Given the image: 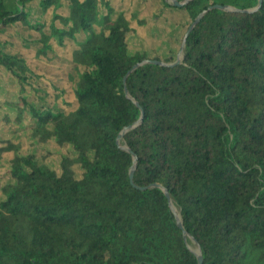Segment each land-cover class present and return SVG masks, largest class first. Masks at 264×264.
<instances>
[{
  "label": "trees",
  "instance_id": "trees-1",
  "mask_svg": "<svg viewBox=\"0 0 264 264\" xmlns=\"http://www.w3.org/2000/svg\"><path fill=\"white\" fill-rule=\"evenodd\" d=\"M160 2L186 32L211 6L237 11H208L182 62L142 65L126 94L136 64L177 58L130 52L145 18L116 15L110 0H0V38L15 34L37 55L71 49L73 100L61 90L49 104L24 95L39 75L0 40V68L20 91L7 102L13 121L30 116L40 143L74 153L58 173L15 150L14 183L0 203V264H199L155 184L168 190L203 264H264V0ZM127 127L120 144L137 157L134 185L133 155L117 143Z\"/></svg>",
  "mask_w": 264,
  "mask_h": 264
},
{
  "label": "rangeland",
  "instance_id": "rangeland-1",
  "mask_svg": "<svg viewBox=\"0 0 264 264\" xmlns=\"http://www.w3.org/2000/svg\"><path fill=\"white\" fill-rule=\"evenodd\" d=\"M110 2L117 10L116 15L125 10L129 18L141 6L139 1L135 4V0H110ZM143 8L145 10L138 9V16L146 18L149 24L144 27L145 29H138L137 33L129 36L130 52L146 51L150 57H153L156 53L163 58L177 57L180 52L181 40L186 32V28L176 24L180 15H174L177 12L175 10H165L163 13L162 3L153 6L151 0L145 2ZM178 12L181 15L183 14L182 11ZM161 14L163 15L161 16ZM168 17H173L175 20L168 21ZM51 18L52 15L48 14L44 19L50 20ZM23 29H21L22 33H24ZM6 38L14 43L13 47L7 46L8 50L27 56L31 61L30 64L34 72L39 75V78L34 79L32 85L26 88L25 96L36 101H38L37 96L45 97L44 100L52 104L54 96L59 94L61 90H65L67 92L63 95L65 100L68 102L73 100V89L68 76L69 73H73L69 60L71 56L70 48L64 50L55 47V52H50L48 56L37 55L35 47H22L21 40L18 36L15 37V34L8 33L7 37H1L0 40L4 41ZM19 95L17 82L6 70L0 68V203L4 200L3 186L14 183L10 175V169L16 149L21 156H32L38 164H47L58 173H60L62 156L67 153L74 154L69 146H60L55 140L40 143L31 131L33 121L30 116L26 115L22 124H16L13 121L16 118L17 111L10 107L7 102H16ZM73 170L75 177L81 179L82 169L80 166L75 165Z\"/></svg>",
  "mask_w": 264,
  "mask_h": 264
},
{
  "label": "water",
  "instance_id": "water-1",
  "mask_svg": "<svg viewBox=\"0 0 264 264\" xmlns=\"http://www.w3.org/2000/svg\"><path fill=\"white\" fill-rule=\"evenodd\" d=\"M190 0H184L183 2H179L177 0H167V2L174 6V7H183L184 5H186ZM213 9H219V10H223V11H237V9L231 7V6H223V5H215V6H211L208 8V10H205L203 11L201 14H199V16L195 19V21L191 24V26L188 28L187 32L185 33L184 35V38L182 40V43H181V47H180V52L176 58V61L172 64H168V63H165V62H159V61H153V60H145L141 63H138L136 64L131 70H129V72L127 73V75L125 76L124 78V85H125V92L126 94H128V90H127V87H126V81H127V78L128 76L133 73L134 71H136L139 67H141L142 65L144 64H149V63H154V64H159V65H175V64H179L182 62L183 60V57H184V51H185V46H186V41H187V38L190 34V32L194 29V27L201 21V19L203 18V16L208 12V11H211ZM138 105V104H137ZM142 119L143 117L140 118V120L137 122L136 125H139L141 124L142 122ZM131 129V127H127L125 128L117 137V143L119 145V147L125 151H127L128 153L132 154L133 155V166L131 167L130 169V181H131V184L134 185V182H133V177H134V172H135V169H136V163H137V157L136 155L126 146H123L120 144V140L123 138V136ZM154 187H160L165 196L167 197L168 201H169V206H170V209L172 210L174 216H175V219H176V224L177 226L182 230L183 232V236H184V239H185V242H187L188 239H190L196 246V248H192L190 247L191 251L196 255L197 259H198V262L199 264H203V256H202V251H201V247L200 245L197 243V241L187 233V231L185 230L184 226H183V221L180 217V215L178 214L174 204H173V201L170 197V194L168 192L167 189L161 187V186H158V185H154Z\"/></svg>",
  "mask_w": 264,
  "mask_h": 264
},
{
  "label": "crops",
  "instance_id": "crops-1",
  "mask_svg": "<svg viewBox=\"0 0 264 264\" xmlns=\"http://www.w3.org/2000/svg\"><path fill=\"white\" fill-rule=\"evenodd\" d=\"M137 1H139V3H140V7L138 8V9H143V10H145L144 8H143V5L145 4V2H147V1H149V0H135V4H136V2ZM152 1V4H153V6L155 5V6H158L159 5V3H160V0H151ZM132 3H134V2H132ZM138 9L137 10H135V12H133V13H136L137 15H138ZM123 11H125V10H123ZM170 11V10H169ZM174 15H176V14H174ZM139 17V16H138ZM140 18V17H139ZM142 19V18H141ZM146 19V18H145ZM168 19V21L169 20H175L173 17H168L167 18ZM148 22H147V25L146 26H148ZM181 28V27H180ZM141 29H145V28H140V30ZM138 32V31H137Z\"/></svg>",
  "mask_w": 264,
  "mask_h": 264
}]
</instances>
